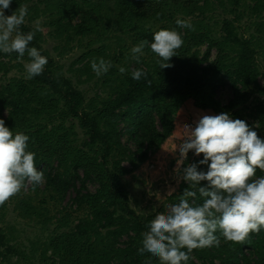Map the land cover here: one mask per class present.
<instances>
[{"label":"trees","instance_id":"16d2710c","mask_svg":"<svg viewBox=\"0 0 264 264\" xmlns=\"http://www.w3.org/2000/svg\"><path fill=\"white\" fill-rule=\"evenodd\" d=\"M13 1L22 3L23 0ZM174 2V5L180 6V9L188 13L196 10L203 12L205 9H220L232 15L223 17L217 22L223 31L217 37L209 35L204 29L195 32L186 28L182 34L181 28L176 24L177 19L173 9L163 16L160 15V18L163 17L167 23H172L174 29L169 30L181 33L182 39H189L191 45L207 41V48L201 58L196 59V52H192L188 60L183 61L182 67L187 63L191 67L190 73L189 69L179 68L176 59L171 60L174 64L169 68L172 70L170 73L165 69L159 71V79L154 78L148 66H138L136 69L147 71V79L152 81L151 86L145 79L134 80L131 76L132 71L135 70L133 69L118 78L114 92L105 99L98 96L85 98L72 80L63 74L58 64L49 58L41 75L27 82H20L14 90L10 84L0 90V114L4 109H8L7 115L3 117L6 126L14 134L22 132L29 136L28 150L35 153L37 169L44 172L45 188H53L59 196H63L66 189L72 187L74 193L71 202L78 207L86 208L87 211L86 216L74 223L70 230L51 241L50 247L58 246L61 250L57 264H160L159 259L150 253L139 254L138 249L142 247V233L148 230L150 221L157 214L164 212L165 202L178 203L184 189L189 185L181 180L180 188L167 189L175 183L176 177L167 180L160 178L163 182L158 181L157 184H153L155 191L152 192V197L147 203L151 206L148 212L143 210L136 212L131 208L127 186L130 181L133 182L139 177V165L148 158L147 155H151L149 158L151 160L156 158V154L167 140L183 134L179 127L180 122L190 123L191 119L184 110V103L190 99L193 92L197 91L198 86L196 84L189 88L190 90H185L179 88V83L187 78L193 81L196 75L202 85L203 76L226 59L227 62L222 61L223 67L230 77L233 89V98L227 103L226 108L235 107L238 100L250 94L251 86L258 85L257 58L260 49L257 46L256 35L237 34L235 24L246 16L248 20L246 23H254L259 28L264 27V0H249V3L245 0L244 4L242 0H174ZM63 3L65 7L70 6V0H64ZM163 6L161 3L155 5L150 0H116L114 7L106 8L104 11L94 12L92 8H84L79 21L72 25L74 36L89 37L96 33L103 34V31L113 23L117 28L122 26L124 30L132 33L135 41L148 40L150 44L153 34L158 30L139 25L138 21L143 15L147 17L156 15L158 11H162ZM71 10L73 11L71 15L78 13L75 8H68L67 11ZM110 13L115 17L113 21L109 17ZM185 15L179 18L187 20ZM250 16L254 21H251ZM202 19L197 17V25L202 23ZM19 31L23 34L28 33L23 25L20 26ZM29 46L36 47L41 52L35 37ZM214 46L217 47L215 62L201 67L200 74L197 75L198 63L208 59L210 50ZM145 49L150 54H154L150 47L146 46ZM41 54L44 55L42 52ZM13 55L19 57L16 52H13ZM24 57L30 59L27 53ZM181 73H186V78L179 79ZM44 89H47V92H43ZM215 105L216 111H222L220 103L216 102ZM43 112L48 113L51 118L60 117L61 121L69 116L77 119L79 127L84 131V135L80 138L81 146L74 148L68 136L59 134L58 126H52L49 130L41 123L30 121V115L37 116ZM249 114L251 118L259 119L263 125V104H257ZM231 115L234 119H244V115L237 110H233ZM157 118L160 128L156 123ZM120 121L126 123L125 129L137 145L135 152L121 142L118 128ZM83 148L99 154L90 155ZM70 154L74 155L70 166L71 172L69 167L63 169L64 160ZM53 157L57 159V166L50 165ZM124 159L129 161L130 169L121 165ZM178 159L179 153L169 160L171 172L176 173L179 167L182 174L183 167L192 163H196L198 169L202 171L208 168L207 164L199 163L203 159V154L197 156L191 150L183 165L178 163ZM43 164L45 166L42 168ZM79 168L83 170V177L77 186L76 179L79 176L76 172ZM150 173L147 170L146 176H150ZM134 174L137 176L129 180V175L133 177ZM262 174L263 172L258 169L257 177ZM89 178L94 179L98 184L95 191L83 190L84 183ZM207 183L201 181L199 186H207ZM202 202L203 198L197 192L195 203L202 204ZM2 208L3 206L0 210ZM122 237H126L124 242H120ZM9 239L0 227V264H4L5 255L19 254L16 246L8 242ZM220 239L219 247L194 250L190 254L192 259L188 264H264V229L259 234L253 233L247 244H233L226 242L223 237ZM44 255L43 250L42 256ZM47 264H56V262L53 260Z\"/></svg>","mask_w":264,"mask_h":264},{"label":"rangeland","instance_id":"374dc122","mask_svg":"<svg viewBox=\"0 0 264 264\" xmlns=\"http://www.w3.org/2000/svg\"><path fill=\"white\" fill-rule=\"evenodd\" d=\"M23 1L22 3H17L12 0L11 7L5 10V14L11 15L20 6H27L28 13L23 26L29 32L33 30L36 22H39L43 31H37L35 38L40 46L41 52L48 59L50 58L54 63L58 64L63 74L72 80L74 86L83 93L85 98L98 96L105 99L114 92L118 78L128 70L136 69L138 66H148L153 72L154 78L159 79V71L161 69L157 61L160 58L155 53L150 54L144 49V55L140 61L137 62L134 60L132 58L131 48L137 45L139 41H135L133 34L124 30L122 26H118L117 28L111 23L106 31H103V34L96 33L89 37L88 35L80 37L77 35L74 36L72 25L79 21L81 11L84 8H92L94 12L104 11L106 8L114 7L116 0H93V2L91 0H70L69 7L67 5L65 7L64 0H50L48 2L41 0ZM150 1L155 3V5L159 3L164 5L161 8L162 11H158L156 15L152 14L148 17L147 15H143L138 21L139 25H144L152 30H159L162 27L174 29L172 23H167L163 17L160 18V15L163 16V14L169 13L172 9L176 15L175 19L188 13L180 9V6L174 5V0ZM246 2L249 3V0H246ZM242 3L244 4L245 0H242ZM245 7L248 12L247 5ZM68 8H75L78 10V13L71 15L73 11H67ZM185 16L187 20L195 22L193 23L194 30L192 31L197 32L199 29H204L209 35L217 37L223 33L220 24L217 22L223 17L232 15L220 9H205L203 12L196 10ZM109 17H111L112 21L115 19L111 13ZM197 17L203 18L201 20L202 23L199 25H197ZM250 19L254 21L252 16H250ZM247 21V17L243 16L235 24V31L237 34H244L245 36L255 34L258 43L257 46L260 49V54L257 58L259 69V75L257 77L258 85L249 88L250 94L248 96L241 98L240 101L238 100V104L232 109L226 108L227 103L233 98L230 77L223 67V62H227L226 59H223V62L218 63L215 67L211 68L209 73L203 76L202 85L196 75L195 80L190 81L188 78L183 79L186 78V73H181L179 79L183 80L179 83V88L190 90L196 84L198 86L197 91L193 92L190 99L184 103V110H186L187 115L191 119L189 124L194 126L196 120L203 114H216V112L218 114L228 113L234 119L231 112L237 110L244 115L243 120L253 130L257 131L261 139H264V122L262 125L259 119L255 120L249 114L250 110L257 104L264 105V27L259 28L254 23H246ZM185 29L181 28L182 34L185 32ZM183 41V46L177 50V55L173 56L171 60H178L179 63H177V66L181 69H189L190 73L191 67L187 63L183 64L184 67H182L183 61H187L192 52H196V59L201 58L207 48V41L198 45H191L189 39ZM216 55L217 47L214 46L210 50L208 59L205 62L198 63L197 75L200 74L201 67L215 62ZM101 57L111 61L113 67L107 74L97 77L91 68V61L94 58L99 61ZM171 60L170 63H172ZM0 62H2L0 66V90L5 89L8 84L14 90L17 84L29 80L25 79L24 63L30 62V59L16 57L13 53L6 54L0 51ZM120 67L126 69L123 74L119 71ZM165 70L169 73L172 71L169 68ZM116 76H118L117 80ZM43 92H47V89H44ZM216 102L220 103L222 111H216L214 108L216 107ZM7 113L8 109H4L0 114L1 118L5 117ZM30 118L32 123H41L49 130L52 126H58L59 134L68 136L74 148L81 146L80 138L84 135V131L79 127L77 119L69 116L61 121L60 117L51 118L46 112L40 113L37 116L30 115ZM156 123L160 128L158 118L156 119ZM182 125L183 123L180 122L179 127L181 129ZM125 127L126 123L120 121L118 128L120 130L121 142L131 151L135 152L137 145ZM182 136L183 134L177 138L173 137L167 140L165 145L160 149V152L156 154V158L151 160L149 159L151 155H147L148 158L142 164L140 163L138 169L139 177L133 180V182L130 181L127 186L129 204L136 212L140 210L148 212L151 209V206L147 203L152 197V192L155 191L153 184H157L158 181L163 182L160 178L167 180L176 177L175 183L172 186H168L167 189H174V187L180 188V176L177 175V172H171L168 164L169 160L174 158L178 153V151H174L181 142ZM83 149L93 156L94 153L99 154V152H93V150L91 151L88 148ZM73 160L74 155L70 154L64 160L63 169L69 167V172H71L70 166ZM51 163L50 165L57 166L58 162L56 157L51 159ZM121 165L127 169L131 168L127 159H124ZM41 166L43 168L45 164ZM145 170L151 172L150 176H146ZM76 173L79 176L76 179V184L79 186L81 178L83 177V170L79 168ZM135 176L137 175L134 174L133 177L129 175V180L134 179ZM260 176H264V172L258 177ZM97 186V182L89 178L85 181L83 190L95 191ZM73 193L72 187H68L65 194L59 196L53 188H45V182L42 185L35 186V188L29 184L26 190H23L3 206L0 210V227L3 228L7 237L10 238L8 242L15 245L19 252L18 255H5L4 264H47L53 260L57 264L61 250L58 246L50 247L51 241L56 240L61 233L70 230V227L74 223L87 214L86 208L78 207L71 202ZM173 204L175 202H165L164 212H167L168 207ZM125 240L126 237H122L120 242H124ZM43 250L45 251L44 257L42 256Z\"/></svg>","mask_w":264,"mask_h":264},{"label":"clouds","instance_id":"9594fccd","mask_svg":"<svg viewBox=\"0 0 264 264\" xmlns=\"http://www.w3.org/2000/svg\"><path fill=\"white\" fill-rule=\"evenodd\" d=\"M12 0H0V51L6 54L25 53L30 62L24 63L25 79H32L44 72L48 58L36 47H30L37 31H43L36 22L32 31H19L25 23L27 6H20L11 15L5 10ZM180 28L194 30L190 20L177 18ZM181 33L176 30L160 29L153 34L152 42L142 40L131 48L132 58L137 62L150 47L160 59V69L173 67L170 60L183 46ZM113 67L103 57L91 61V68L97 77L103 76ZM124 73V67L119 68ZM134 80H147L148 73L135 69ZM258 126V125H257ZM183 136L174 152L179 153L178 163L183 165L189 151L203 154L200 164H207L206 171L198 169L196 163L183 167L180 179L186 181L178 203L170 205L167 212L159 213L142 233V247L145 252L157 257L160 264H188L191 253L197 249L219 247L220 237L233 244H247L253 233L264 229V176L257 177V170L264 172V139L245 120L232 119L228 113L203 114L195 125H182ZM29 136L13 131L0 118V207L13 197L45 182L44 172L37 169L35 153L28 150ZM207 181V186H199ZM197 192L203 198L202 204L195 203ZM190 198L192 201L190 202Z\"/></svg>","mask_w":264,"mask_h":264}]
</instances>
